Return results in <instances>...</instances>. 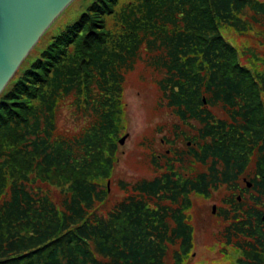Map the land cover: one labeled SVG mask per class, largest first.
I'll list each match as a JSON object with an SVG mask.
<instances>
[{
  "label": "trees",
  "instance_id": "trees-1",
  "mask_svg": "<svg viewBox=\"0 0 264 264\" xmlns=\"http://www.w3.org/2000/svg\"><path fill=\"white\" fill-rule=\"evenodd\" d=\"M255 31L263 0H94L20 66L0 94V264H184L194 198L215 192L221 252L264 264V57L229 36ZM139 63L173 119L153 131L183 146L160 164L149 143L152 176L117 179L111 205ZM69 97L86 122L60 133Z\"/></svg>",
  "mask_w": 264,
  "mask_h": 264
},
{
  "label": "rangeland",
  "instance_id": "rangeland-1",
  "mask_svg": "<svg viewBox=\"0 0 264 264\" xmlns=\"http://www.w3.org/2000/svg\"><path fill=\"white\" fill-rule=\"evenodd\" d=\"M93 1L73 0L40 37L21 66L23 65V68L29 66L30 61L48 45L53 36L61 33L77 21L82 12ZM109 26L113 30L117 28L113 19L109 20ZM260 34L255 31L250 36L245 37L229 32V36L234 37L241 47L251 45L258 56L264 57L262 39L264 35L262 32ZM244 60H247V57ZM162 76V72L146 69L143 63H139L126 78L124 93L126 124H124L125 127L120 133V137L127 133L129 136L123 144L119 143V161L113 178L108 181L111 188V205L123 196V191L116 186L117 179L133 182L143 177L152 176L153 171L147 145L150 143L151 145L154 144V147H158L160 138L164 136V133L153 131L155 125H169V122L173 120L169 111L161 107L159 103L160 93L155 82ZM76 111L72 97L63 101L57 116L60 133L78 132L85 125L86 119L80 117ZM218 112L220 115L223 114L221 110ZM167 134L171 139L173 135L170 134V131ZM240 187L244 188L242 185ZM220 194L215 192V195L204 201L202 198H194L195 206L190 210L194 227V248L190 256L185 259L184 264H234V256L221 252V245L218 243L217 227L219 221L213 216V205L218 206L220 203ZM166 264H175L172 253L168 256Z\"/></svg>",
  "mask_w": 264,
  "mask_h": 264
},
{
  "label": "water",
  "instance_id": "water-1",
  "mask_svg": "<svg viewBox=\"0 0 264 264\" xmlns=\"http://www.w3.org/2000/svg\"><path fill=\"white\" fill-rule=\"evenodd\" d=\"M72 1L0 0V94L40 37ZM128 136L123 135L120 143ZM246 183L248 187L253 184L247 179ZM216 210L215 204L213 212Z\"/></svg>",
  "mask_w": 264,
  "mask_h": 264
},
{
  "label": "flooded vegetation",
  "instance_id": "flooded-vegetation-1",
  "mask_svg": "<svg viewBox=\"0 0 264 264\" xmlns=\"http://www.w3.org/2000/svg\"><path fill=\"white\" fill-rule=\"evenodd\" d=\"M155 126H158V125H155ZM189 142H191V141H186V143L188 145H191L192 142H191V144H189ZM182 146H183V139H182V137H179L177 135H174L173 138L166 139V138H164L162 136L160 138V144L158 145V147L155 146L154 152L156 153V156L158 157L159 163L161 164V163H163V160L165 158V155L163 154V152L166 151L167 154H171V152L172 151H175L176 148H179V147H182Z\"/></svg>",
  "mask_w": 264,
  "mask_h": 264
}]
</instances>
